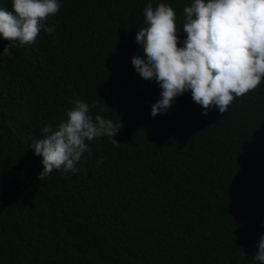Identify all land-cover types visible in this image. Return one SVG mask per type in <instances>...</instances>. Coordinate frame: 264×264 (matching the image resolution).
I'll list each match as a JSON object with an SVG mask.
<instances>
[{"label":"trees","instance_id":"1","mask_svg":"<svg viewBox=\"0 0 264 264\" xmlns=\"http://www.w3.org/2000/svg\"><path fill=\"white\" fill-rule=\"evenodd\" d=\"M59 2L51 35L0 56V264H260L264 79L225 113L186 91L153 117L162 89L132 65L144 9L171 5L183 47L193 0ZM9 43L0 34V53ZM77 98L121 125V144L88 141L76 174L42 181L31 140Z\"/></svg>","mask_w":264,"mask_h":264},{"label":"clouds","instance_id":"2","mask_svg":"<svg viewBox=\"0 0 264 264\" xmlns=\"http://www.w3.org/2000/svg\"><path fill=\"white\" fill-rule=\"evenodd\" d=\"M60 8L59 0H12L11 11L0 9V34L10 41L0 56L11 57L17 43H34L41 29L51 35L55 22L49 26L47 21ZM183 14L187 36L181 47L173 7L162 2L144 9L147 26L136 35L143 54L134 56L132 65L162 89L151 115L167 112L186 91L204 114L212 107L225 113L235 98L255 90L264 79V0H193ZM71 103L66 120L56 128L44 126L45 138L31 140L34 153L43 157L42 181L54 169L76 174L82 154L91 155L88 141L107 136L113 145L121 144L115 139L121 125L101 115L93 118L89 104L78 98ZM254 255L264 264V236Z\"/></svg>","mask_w":264,"mask_h":264}]
</instances>
